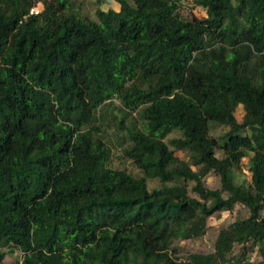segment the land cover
<instances>
[{
	"label": "trees",
	"instance_id": "trees-1",
	"mask_svg": "<svg viewBox=\"0 0 264 264\" xmlns=\"http://www.w3.org/2000/svg\"><path fill=\"white\" fill-rule=\"evenodd\" d=\"M114 1L92 19L72 0H0V264H264V0H195L205 18ZM116 107L142 176L112 165ZM238 208L212 252L179 256Z\"/></svg>",
	"mask_w": 264,
	"mask_h": 264
},
{
	"label": "rangeland",
	"instance_id": "rangeland-1",
	"mask_svg": "<svg viewBox=\"0 0 264 264\" xmlns=\"http://www.w3.org/2000/svg\"><path fill=\"white\" fill-rule=\"evenodd\" d=\"M75 2L78 6H81V14L84 16H88L92 19H96V9L98 7V4L95 0H72ZM182 3V13L185 17L190 18L191 16L195 15L199 18H205V12L196 6L195 0H180ZM103 9L109 10L113 9L115 11H119V5L114 1L113 6L110 7L101 5ZM116 105L120 106L119 102L116 101ZM237 117L239 121H242L243 119V111L239 110L237 112ZM117 117V119H115ZM124 117V114L116 107V109L111 108L110 114H109V124L107 123L104 125V129L106 131L105 135L107 137V140L110 144H112V165L113 167L120 168V169H126L129 173H131L134 176H142V172L140 169H138L134 163L130 160H127L123 156V147L126 146L128 140H127V131H123L118 129L116 125V121L119 119H122ZM135 117H137V114L134 113L131 117L126 118L125 125L131 126L135 122ZM138 118V117H137ZM137 123L139 125H142L143 123L140 122V120H137ZM226 131L225 128L220 127L218 129V134L221 135ZM179 132L172 133L168 140L172 138L179 137ZM126 142V144H122L121 142ZM220 154V153H219ZM176 155L179 156L181 159H184L186 161H189V155L187 152L183 151H177ZM221 155V154H220ZM219 155V156H220ZM246 166L245 168L236 174V177L239 181H249L251 179L249 173H248V160L245 161ZM148 185L150 190L160 188L162 186L161 182L159 180H149ZM171 185V184H170ZM205 186L209 189H217L220 187V177L215 174L214 172L210 173L207 178L205 179ZM249 214L248 210L245 208H238L234 213L230 212H222L214 215L212 218L209 219V230L206 236H204L201 239L194 240V241H184L179 242L177 244L179 249V256H185L189 253L193 252H204L209 253L212 252L214 249V243L217 238V235L219 231L227 227L229 224H231L235 219L237 218H245ZM23 258V254L19 251H16L14 254H10L6 259L4 264H10L14 261H21ZM251 260H261L260 256L257 253L251 254Z\"/></svg>",
	"mask_w": 264,
	"mask_h": 264
},
{
	"label": "crops",
	"instance_id": "crops-1",
	"mask_svg": "<svg viewBox=\"0 0 264 264\" xmlns=\"http://www.w3.org/2000/svg\"><path fill=\"white\" fill-rule=\"evenodd\" d=\"M96 1V0H95ZM113 3H114V0H112V1H107V0H103V2L101 3V5L103 4V5H105V6H108V7H110L111 5L113 6ZM102 8V7H101ZM103 9V8H102ZM119 9H120V6H119ZM104 11H107L106 9H103Z\"/></svg>",
	"mask_w": 264,
	"mask_h": 264
},
{
	"label": "built area",
	"instance_id": "built-area-1",
	"mask_svg": "<svg viewBox=\"0 0 264 264\" xmlns=\"http://www.w3.org/2000/svg\"><path fill=\"white\" fill-rule=\"evenodd\" d=\"M107 1H112V0H107ZM39 13V8H34L31 10V14H38Z\"/></svg>",
	"mask_w": 264,
	"mask_h": 264
}]
</instances>
